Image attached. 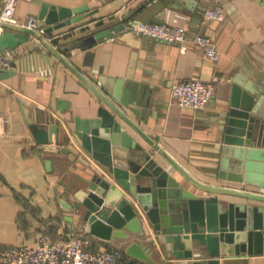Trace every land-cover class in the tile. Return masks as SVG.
Segmentation results:
<instances>
[{"label":"crops","instance_id":"0c3cea01","mask_svg":"<svg viewBox=\"0 0 264 264\" xmlns=\"http://www.w3.org/2000/svg\"><path fill=\"white\" fill-rule=\"evenodd\" d=\"M5 2L0 0V16ZM45 5L87 10L79 15L80 21L43 34L55 51L39 45L32 34L0 28V33L28 37L15 49L0 52L1 58L18 64L14 76H0V116L7 119L0 127V253L15 246L33 247L41 236L66 240L86 233L95 249L121 248L123 264H146L126 253L132 241L147 246L154 242L153 257L160 264H194L209 258L203 247L190 259L170 257L162 236L152 228L145 236L125 231L133 240H106L92 233L84 212L76 208L74 194L85 179L105 168L78 142L76 121L97 118L99 108L107 106L83 86L73 69L136 124L148 140L127 127L135 143L150 151L156 146V160L194 194L214 195L195 186L186 174L205 186L264 195V174L259 170L243 182L220 178L223 170L245 174L239 157L250 147L243 143L247 137L237 134V123L264 119V0H21L15 17L27 24L30 16L39 19ZM216 6L225 9L222 21L204 15L208 7ZM139 22L184 27L190 37L210 36L220 59L208 60L191 42L184 49L144 37L131 30ZM120 24L124 30L95 46L72 48L93 30ZM40 26L48 28L42 21ZM27 55L37 58V66L22 70L21 58ZM190 79L216 83V94L206 108L182 107L173 101L172 84ZM108 90L117 96H109ZM125 95L128 107L122 104ZM33 126L44 137L49 133L48 144L40 143ZM220 197L252 203L264 212L263 202ZM214 259L218 264H264V252H222Z\"/></svg>","mask_w":264,"mask_h":264},{"label":"water","instance_id":"95a60500","mask_svg":"<svg viewBox=\"0 0 264 264\" xmlns=\"http://www.w3.org/2000/svg\"><path fill=\"white\" fill-rule=\"evenodd\" d=\"M86 10L87 7L71 10L45 5L39 19L48 26L46 32L49 33L80 21L82 18L79 15ZM0 26L32 34L39 45L56 50L36 30L8 23ZM124 27L120 24L93 30L76 40L72 48L89 49L113 33L124 30ZM26 41L28 37L25 35L2 32L0 52L13 50ZM7 62L0 57L2 78L14 76L18 68L16 61L6 65ZM73 71L82 80L83 86L95 92L110 108H99L97 118L76 121L78 142L105 168L104 172L97 170L91 180L85 179L74 194L78 201L76 208L84 212V220L90 224L93 234L106 240H133L134 236L125 231L145 236L152 228L154 233L162 236L161 244L169 249L170 257L190 259L200 247L205 248L209 258L194 264H218L214 258L222 252L230 255L241 251L253 253L257 249L264 252V212L261 208L252 203L232 202L220 197L233 195L264 203L263 194L205 186L186 174L187 180L214 195L200 197L194 194L156 160V146L153 145L154 149L150 151L135 143L127 127L148 140L136 124L85 76L75 69ZM107 94L117 96L109 90ZM127 98L128 95H125L122 100L126 107L130 105ZM237 125V134L246 136L243 143L250 147L249 151L243 150L239 157L245 174L223 170L220 178L243 182L246 177H254L253 173L257 170L264 174V119L252 118L249 123L243 120ZM32 129L41 144L50 142L49 133L44 137L37 126ZM61 151L69 153L71 150ZM154 245V242L147 246L132 241L126 253L146 264H160L153 257Z\"/></svg>","mask_w":264,"mask_h":264},{"label":"built area","instance_id":"2783aa9c","mask_svg":"<svg viewBox=\"0 0 264 264\" xmlns=\"http://www.w3.org/2000/svg\"><path fill=\"white\" fill-rule=\"evenodd\" d=\"M20 1L6 0L0 16V25L8 23L26 26L38 31L43 36L46 29L40 26V19L30 16L27 24L22 25L15 17V11ZM225 14V9L222 6H216L208 7L204 15L208 20L222 21ZM0 28L2 27L0 26ZM131 30L137 31L144 37L170 44H181L184 49L185 43L191 42L203 51L208 60L218 62L220 59L221 52L213 38L202 34L190 37L184 27L166 23L139 22L132 26ZM35 60L37 58L33 55L21 58V69L25 70L37 66ZM215 94L216 83L201 79L176 81L171 86L173 101L182 107L204 109L212 101ZM6 122L7 119L0 116V127ZM124 259L125 254L119 247L104 250L95 249L92 239L86 233L72 236L66 240H53L48 236H41L37 238L36 245L33 247L15 246L0 253V264H123Z\"/></svg>","mask_w":264,"mask_h":264}]
</instances>
